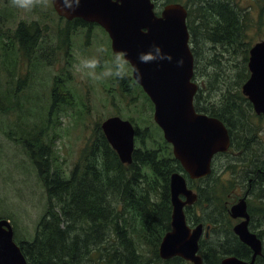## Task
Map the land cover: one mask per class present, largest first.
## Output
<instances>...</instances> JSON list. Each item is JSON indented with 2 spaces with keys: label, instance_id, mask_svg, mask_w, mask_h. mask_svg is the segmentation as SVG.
<instances>
[{
  "label": "rangeland",
  "instance_id": "1",
  "mask_svg": "<svg viewBox=\"0 0 264 264\" xmlns=\"http://www.w3.org/2000/svg\"><path fill=\"white\" fill-rule=\"evenodd\" d=\"M173 1L157 0L156 11L161 12ZM179 1L191 9V14H201L199 5L204 0ZM226 1L244 17L249 27L242 44L235 50L198 35L192 80L199 87L195 97L200 101L196 105L219 109L233 95L238 107L245 109L237 98L241 96L237 84L244 81L248 50L264 40V0ZM199 25L195 19V33ZM20 26L30 32L31 40L36 41L34 46L30 40L24 48L20 46L17 37ZM75 26L55 13L51 0H47L46 6L41 4L30 10L14 7L11 0H0V219L10 222L17 244L33 239L47 207L46 190L23 146L32 138L39 144H34L35 148L42 145L51 153L54 168L64 178L81 163L85 149L97 142V127L107 118L118 116L131 121L138 131L135 149H141V142L142 149L148 150L165 142L153 120V104L134 82L131 66L121 55L112 52L105 31L99 26ZM93 60L97 61L96 66L87 67ZM118 71L126 73L124 78L116 74ZM53 88L67 94L69 104L50 112ZM251 107L243 113L244 131L254 141L255 148L264 154V119L256 120ZM233 149L214 161L213 172L207 179L190 182L193 188L204 186L227 202L220 207L216 204L212 209L203 202L192 214L193 219L197 217L215 228L205 241L212 246L232 238L233 224L227 211L238 202L240 185L247 180L238 162V150ZM168 152L172 156L171 146ZM222 207L227 228L231 224L229 233L221 221Z\"/></svg>",
  "mask_w": 264,
  "mask_h": 264
},
{
  "label": "trees",
  "instance_id": "2",
  "mask_svg": "<svg viewBox=\"0 0 264 264\" xmlns=\"http://www.w3.org/2000/svg\"><path fill=\"white\" fill-rule=\"evenodd\" d=\"M179 2L174 0L169 3ZM199 9L202 12L197 15L201 19L207 16L212 19L210 34L205 36L207 41L233 50L242 44L243 35L249 26L230 3L209 0L203 6L199 5ZM73 22L77 26L84 24L80 19ZM28 34L30 32L20 26L17 35L22 48L28 40L32 46L36 43ZM245 62L244 81L237 84L240 88L248 78L247 59ZM134 86L137 85L134 83ZM68 97L65 93H56L54 88L50 112L55 108L59 110L61 105L67 106ZM237 98L245 109L238 107L233 95L219 109H203L208 116L217 118L225 125L232 138V147L250 140L244 131L246 117L243 113L251 105L242 93ZM195 101L197 103L200 100L197 97ZM97 129V142L85 149L81 163L74 166L67 178L54 168V160L48 150L42 145L34 147L37 139L30 140L33 144L27 142L23 145L37 169L47 196V207L33 239L18 243L26 263L189 264L178 257L162 260L158 254L161 239L170 230V177L181 169L168 152L170 145L162 141L157 148L148 150L142 149L141 142V149L133 151L131 164L124 165L100 127ZM134 130L137 138L138 131L136 128ZM248 155L252 156L250 152ZM259 185L264 186V182ZM210 194L211 209L216 204L222 206L224 201L211 190ZM220 215L227 228L223 207ZM194 222L197 224L201 220L195 217ZM230 235L234 237L233 233ZM236 242L239 244L238 239ZM199 255L202 264H220L228 256L245 261L251 258L250 253L223 242H219L218 246H209L208 251L207 245L201 242ZM260 261L264 264L263 259H258L254 264Z\"/></svg>",
  "mask_w": 264,
  "mask_h": 264
},
{
  "label": "water",
  "instance_id": "3",
  "mask_svg": "<svg viewBox=\"0 0 264 264\" xmlns=\"http://www.w3.org/2000/svg\"><path fill=\"white\" fill-rule=\"evenodd\" d=\"M51 2L60 18L68 22L81 19L100 26L110 38L112 52L127 54L122 57L132 68L134 82L153 104V120L165 142L171 145L174 159L191 180L208 176L213 156L229 149L230 136L220 120L195 112L193 100L198 86L192 81L194 58L188 45L185 8L171 3L157 16L150 0H80L73 12L75 0H67L66 12L62 0ZM154 46L162 54L170 55L171 61L141 63L138 56ZM247 65L250 75L242 85V94L257 115H264V40L250 48ZM136 69L142 78H138ZM100 129L119 161L131 164L135 150L131 121L110 117L101 123ZM170 194V230L161 239L159 257L162 260L178 257L189 264H202L198 243L203 225L191 229L183 212V207L195 201L196 196L186 188L184 178L178 173L170 177ZM179 195H184L186 201ZM230 215L244 219L234 227V232L253 254L249 262L228 256L220 264H254L261 255V242L248 231L245 198L231 207ZM13 234L10 222L0 219V264H27Z\"/></svg>",
  "mask_w": 264,
  "mask_h": 264
},
{
  "label": "flooded vegetation",
  "instance_id": "4",
  "mask_svg": "<svg viewBox=\"0 0 264 264\" xmlns=\"http://www.w3.org/2000/svg\"><path fill=\"white\" fill-rule=\"evenodd\" d=\"M150 1L154 5L155 14L157 16H160L162 11L159 12V13L156 11L159 8L157 6V4H158L157 0H150ZM207 1H209V0H204L202 6L205 5V3ZM217 1H225V2H227L226 0H217ZM228 1H230V0H228ZM168 4H171V3H168ZM168 4H166V5H168ZM178 4L182 5L185 8V10H186V26H187L188 35H189L188 45H189V49H190V51H191V53L193 55V58H194V74H195V57L197 58V56H198L197 48L199 47L197 42H196V40H197V37H198L199 34H202L203 36H206V37H207V34H210V29L209 28H210V25H211L210 22L212 21V19L210 17H208V16L201 19V17L199 15L191 14L192 12H191V9L189 7L184 6V4H182V3H178ZM188 8H189V10H188ZM195 19L197 20V22L200 23V25L198 26L200 29L197 31V33H195V28H194ZM69 22H73V21H69ZM83 22H84V24L80 25L81 28L92 27V26H97L98 27V25H96V24L87 23L85 21H83ZM75 27H78V26L76 25ZM65 28L69 29L68 27H65ZM66 33H68V31H66ZM35 36H36V34H35ZM17 37H18V35H17ZM249 50H248V58H249ZM248 58H247V64H248ZM247 71H248V78H249L250 74H249V70H248V65H247ZM193 79H194V75H193ZM54 84H55V81H54ZM198 89H199V87H198ZM53 90H54V88H53ZM53 90L51 92V96H52ZM197 92H198V90H197ZM197 92H196L195 96L197 95ZM56 93H58V92L56 91ZM241 93H242V91H241ZM197 97H195L194 100H193L195 112L198 113V114H204V115L208 116L207 113H205V110H203L204 109L203 107L195 104L196 103L195 100H196ZM251 108L253 110V107H251ZM254 116H255L256 120L264 119V115H262V114L257 115L254 112ZM208 117H211V116H208ZM213 118H215V117H213ZM231 139L232 138L230 136V147H229V149L231 150L232 148H234L233 150H235V149L238 150V156H239L238 162L243 166L241 168L242 175H243V178L247 179L246 180V184H241L240 185L239 196H238L237 199H238V202H240L241 199L245 198L246 209H247V213H248V216H249V222H247L248 231L250 233H252L261 242V255H259L255 259V261H257L258 259H263L264 260V186H260L259 185L261 182H264V154L262 153L261 150L255 148V143H254L253 140H248L247 142H241V143H238L237 145H235L234 147H232ZM227 151L224 152V153H217V154H215L213 156L212 161H211L210 174H212V172H213V163H214V161L218 157L224 156L225 154H227ZM249 152H250V155L252 154V156L248 155ZM233 155H234V157L237 160V155H235L234 153H233ZM172 156H173V154H172ZM248 158H251V160L248 161L247 160ZM176 173L180 174L184 178L185 184H186V188L189 191H191L192 194H194L196 196L195 201H193L191 204H187V205H185L183 207V212L185 214L186 221H187V223H188V225L190 226L191 229L194 228L195 226L199 225V224L203 225L202 235H201V237L199 239V243H198V251H199L200 243L201 242L205 243V241H207V239L209 238L210 232L212 230H215V228L212 227L213 226L212 224L205 225L202 221L197 223V224H195L194 219L192 217V214H193L194 211H197L199 207L203 206V202L209 204V201H210V198H211V194H210V189L204 188V186H202L201 188H193L190 185V182H196V181H199V180L206 179L210 174L208 176H206V177L201 178V179L191 180L188 177V174L184 172L182 167H181V169H178ZM169 189H170V184H169ZM243 190H245V191H244V194L241 196L240 193ZM233 194H234V192H233ZM179 198L183 202L186 201V197L184 195H179ZM248 201H250V202H248ZM223 204L226 205L227 202L224 201ZM170 206L172 208L171 194H170ZM232 206H230V208L228 209L227 213H228V216L231 218V222L233 224L232 232H233L234 237H232L230 240L229 239L225 240V244L229 243L230 247L238 248L241 251L248 252L252 256V254H253L252 250L248 246L244 245L238 239L237 235L234 232V227L236 225H239L241 222H243L244 219H242V218H232L231 217L230 209H231ZM171 214H172V210H171ZM230 226H231V224H230ZM236 239H238L239 244L236 242ZM206 245H207V251H208V247L210 246V248H211L212 245H209L208 243H206ZM249 261H247V262H249ZM259 264H263V262L260 261Z\"/></svg>",
  "mask_w": 264,
  "mask_h": 264
},
{
  "label": "clouds",
  "instance_id": "5",
  "mask_svg": "<svg viewBox=\"0 0 264 264\" xmlns=\"http://www.w3.org/2000/svg\"><path fill=\"white\" fill-rule=\"evenodd\" d=\"M79 3L80 0H75V6L71 9V11H75V8L79 7ZM11 4L14 7H21V8H26V9H31L32 7H35L37 5H45L47 4V0H11ZM62 7H64L65 11L67 12L69 9L67 8V0H62ZM121 56L126 57V53H122L120 54ZM138 59L141 63H151L154 62L156 60H169L171 61L172 57L170 55H164L161 52V49L157 46H154L152 50H150L148 53H141L138 56ZM178 63H182V61L178 62ZM97 64V61L93 60L88 62V64L86 65L87 67H95ZM137 72V76L138 78H142L139 69H136ZM117 75L120 76V78H124V76L126 75V73L122 72V71H118L116 73Z\"/></svg>",
  "mask_w": 264,
  "mask_h": 264
},
{
  "label": "bare ground",
  "instance_id": "6",
  "mask_svg": "<svg viewBox=\"0 0 264 264\" xmlns=\"http://www.w3.org/2000/svg\"><path fill=\"white\" fill-rule=\"evenodd\" d=\"M123 85V84H122Z\"/></svg>",
  "mask_w": 264,
  "mask_h": 264
}]
</instances>
